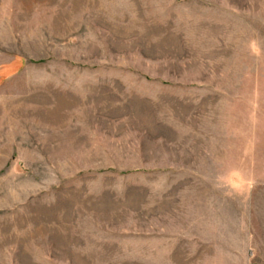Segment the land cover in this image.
Instances as JSON below:
<instances>
[{"label":"rangeland","instance_id":"obj_1","mask_svg":"<svg viewBox=\"0 0 264 264\" xmlns=\"http://www.w3.org/2000/svg\"><path fill=\"white\" fill-rule=\"evenodd\" d=\"M1 68L0 264L264 243V0H0Z\"/></svg>","mask_w":264,"mask_h":264},{"label":"crops","instance_id":"obj_2","mask_svg":"<svg viewBox=\"0 0 264 264\" xmlns=\"http://www.w3.org/2000/svg\"><path fill=\"white\" fill-rule=\"evenodd\" d=\"M8 73L4 68L0 69V82L6 78ZM220 238V237H218ZM263 244V245H262ZM256 245L249 249L246 255V263L245 264H264V243Z\"/></svg>","mask_w":264,"mask_h":264}]
</instances>
